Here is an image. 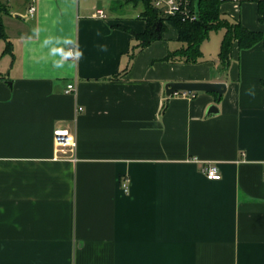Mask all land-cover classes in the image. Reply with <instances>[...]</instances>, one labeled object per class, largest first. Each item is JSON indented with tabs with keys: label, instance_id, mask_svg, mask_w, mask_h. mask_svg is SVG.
Instances as JSON below:
<instances>
[{
	"label": "crops",
	"instance_id": "1",
	"mask_svg": "<svg viewBox=\"0 0 264 264\" xmlns=\"http://www.w3.org/2000/svg\"><path fill=\"white\" fill-rule=\"evenodd\" d=\"M3 1L0 264H264V44L235 43L224 69V32L186 63L169 59L184 46L174 27L136 49V3ZM224 3L223 18L264 32L256 2ZM171 82L227 90L168 96ZM59 130L75 149L56 147Z\"/></svg>",
	"mask_w": 264,
	"mask_h": 264
},
{
	"label": "trees",
	"instance_id": "2",
	"mask_svg": "<svg viewBox=\"0 0 264 264\" xmlns=\"http://www.w3.org/2000/svg\"><path fill=\"white\" fill-rule=\"evenodd\" d=\"M128 3H136L143 7L141 19L147 23L144 33H133L138 41L137 48H144L151 43L161 40L169 27H174L178 32V40L184 45L181 49L170 54L169 59L182 60L186 63H197L203 56L202 44L209 39L214 31L225 30V34L219 51V60L224 69H227L231 61L232 48L235 43L240 49H249L258 43L264 44V32L253 31L244 27L241 22H231L223 18L220 0H196L198 18L191 22L181 16H167L155 8L152 0H126ZM260 21L264 22V0L256 2ZM10 14L9 6L0 0V40L6 42L5 53L12 54V43L9 40L3 16ZM134 56V54H132ZM127 72V70H126ZM125 72V73H126ZM114 78H118L115 76ZM264 87V80L262 81ZM197 93L191 94L195 96Z\"/></svg>",
	"mask_w": 264,
	"mask_h": 264
},
{
	"label": "built area",
	"instance_id": "3",
	"mask_svg": "<svg viewBox=\"0 0 264 264\" xmlns=\"http://www.w3.org/2000/svg\"><path fill=\"white\" fill-rule=\"evenodd\" d=\"M196 0H152L155 8L162 11L167 16H181L184 20H189L191 22L195 21L198 18L197 8L194 4ZM221 2H235V3H243V2H258L261 0H220ZM36 14V7L32 5L29 8V16L34 17ZM94 17H99L102 19H106L107 15L103 10H99ZM68 56L71 59H75L77 57V53L74 47L69 49ZM75 89L73 84L68 86V93L72 92ZM186 96H191V94L183 93ZM83 108L79 107L78 112H82ZM54 143L56 147L66 153L67 149H75L76 148V139L75 136L72 135L67 130H59L54 139ZM203 172L209 180H220L222 175L218 166L215 163H208L204 168ZM121 186L124 192L129 191V180L124 179L121 182Z\"/></svg>",
	"mask_w": 264,
	"mask_h": 264
},
{
	"label": "water",
	"instance_id": "4",
	"mask_svg": "<svg viewBox=\"0 0 264 264\" xmlns=\"http://www.w3.org/2000/svg\"><path fill=\"white\" fill-rule=\"evenodd\" d=\"M227 90L225 83H209V82H171L166 85V94L172 96L176 93L184 92L188 94L207 92L216 93L222 97ZM217 105H211L207 110V115L218 114Z\"/></svg>",
	"mask_w": 264,
	"mask_h": 264
},
{
	"label": "rangeland",
	"instance_id": "5",
	"mask_svg": "<svg viewBox=\"0 0 264 264\" xmlns=\"http://www.w3.org/2000/svg\"><path fill=\"white\" fill-rule=\"evenodd\" d=\"M224 4H226V3H224ZM140 8H142L141 5H140ZM224 32H225L224 29L219 30L217 32H215V31L212 32L210 35V39H208L206 41V43H204V46L207 48L206 51H207L208 55L211 53L214 54V53H216L215 51H218L219 46H220V41H221V38L223 37Z\"/></svg>",
	"mask_w": 264,
	"mask_h": 264
}]
</instances>
